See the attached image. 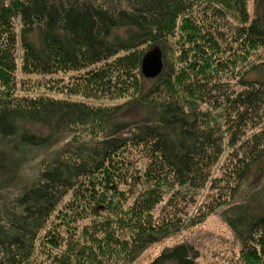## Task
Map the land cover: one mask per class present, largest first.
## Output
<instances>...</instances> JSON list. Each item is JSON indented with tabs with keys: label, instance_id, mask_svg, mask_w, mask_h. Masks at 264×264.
<instances>
[{
	"label": "trees",
	"instance_id": "obj_1",
	"mask_svg": "<svg viewBox=\"0 0 264 264\" xmlns=\"http://www.w3.org/2000/svg\"><path fill=\"white\" fill-rule=\"evenodd\" d=\"M250 1L0 3V138L41 146L73 134L37 183L0 201V264H132L235 197L264 158V80L247 78L264 63L245 67L264 53V19ZM155 47L163 70L148 79L142 59ZM17 72H66L50 86L61 96L18 94ZM131 108L140 117L122 119ZM228 220L243 263L264 264V211L249 206ZM199 257L180 243L150 264Z\"/></svg>",
	"mask_w": 264,
	"mask_h": 264
},
{
	"label": "rangeland",
	"instance_id": "obj_2",
	"mask_svg": "<svg viewBox=\"0 0 264 264\" xmlns=\"http://www.w3.org/2000/svg\"><path fill=\"white\" fill-rule=\"evenodd\" d=\"M7 1L0 0V3ZM249 8L253 15H259L264 19V0H251ZM119 33L127 35L128 29L119 30ZM20 54L18 53V56ZM250 59L251 61L245 67H249L251 63L256 61H263L262 63H264V53L259 56V60H257L258 58L254 53ZM258 68L255 71L250 70L251 72L247 78L264 80V64H259ZM239 71H243V68ZM61 75H66V72H60V75L54 76L49 74L24 75L17 72V92L33 97L43 96L44 94L54 97L61 96L58 94L59 91L50 89L54 80L60 82ZM23 81L29 82L27 87L23 86ZM233 85L237 88L240 87L235 82ZM73 99L81 101L79 98ZM125 100L126 98L98 101L90 99L93 103L111 106L121 104ZM208 109L209 107L204 108V110ZM218 111V113H213L211 116L212 124L217 116L223 112V108ZM140 114V110L131 108L124 111L121 118L135 120L140 117ZM221 119L219 118V121L222 122L223 130L226 129L227 133L230 127L228 116L226 115L223 120ZM259 127L261 126L255 127V130L259 131ZM31 128L42 134L48 133L47 127L40 124L31 125ZM72 135L70 133L60 134L50 143L41 146L19 145L16 137L0 138V201H15L25 190L37 183L48 163L62 149L71 144ZM80 138L86 140L88 138L87 131L81 133ZM218 170V168H215L213 176L216 175ZM207 193V190L200 192L199 202L206 199ZM249 206L255 211H264V158L252 165L248 177L233 199L213 210L199 224L185 227L166 239L150 245L132 264H150L164 249L180 243L191 244L200 251L198 264H244L240 252L242 244L237 239L234 229L230 226L228 217L242 215Z\"/></svg>",
	"mask_w": 264,
	"mask_h": 264
},
{
	"label": "water",
	"instance_id": "obj_3",
	"mask_svg": "<svg viewBox=\"0 0 264 264\" xmlns=\"http://www.w3.org/2000/svg\"><path fill=\"white\" fill-rule=\"evenodd\" d=\"M142 72L148 79L157 77L163 70V56L160 48L155 47L145 53L142 59Z\"/></svg>",
	"mask_w": 264,
	"mask_h": 264
}]
</instances>
